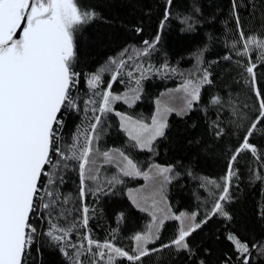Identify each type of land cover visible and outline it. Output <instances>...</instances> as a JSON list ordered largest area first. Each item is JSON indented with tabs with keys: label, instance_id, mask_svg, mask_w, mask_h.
<instances>
[{
	"label": "snow or ice",
	"instance_id": "6c2138e0",
	"mask_svg": "<svg viewBox=\"0 0 264 264\" xmlns=\"http://www.w3.org/2000/svg\"><path fill=\"white\" fill-rule=\"evenodd\" d=\"M230 3L232 35L225 34L226 52L215 66L204 60L203 50H198L193 53L195 64L187 72L166 61L160 67L150 63L145 67L143 61L157 51L172 18L175 0H164L153 40L143 41L140 49H122L89 75L87 86L98 100L89 98L81 107L75 95L82 79L77 70L78 33L100 18L99 14L84 0H0V264H46L44 254L49 248L60 253L62 264H143L145 258L166 248L191 253L189 237L212 216L232 220L225 205L233 198L230 189L234 177L246 164L242 154L249 153L264 170V149L251 142L257 135L264 138V0ZM241 10L252 21V28H247ZM177 19L186 26L182 30L196 31L204 16L194 4L189 15ZM149 72L162 78L179 76L181 82L155 100V112L149 118L117 111V102L133 108L142 99V81ZM105 73L110 79L98 90L105 84ZM125 76L136 87L114 93L113 84L123 83ZM235 76L251 94V102L244 101L242 107L233 95L239 83ZM210 87H216V93L204 97ZM193 111L201 112L206 125V137L192 145L195 150L213 153L222 149L227 154L223 183L202 179L201 187L208 189L213 204L211 213L199 222L198 212L188 215L171 210L165 189L179 175L175 166L141 165L124 148L102 144L111 126L106 118L114 114L132 148L155 154L156 142L166 137L169 117L175 114L183 118ZM80 112L81 123L66 137V116ZM233 126L243 131L229 148L222 141L233 134ZM69 170L76 173L74 194L61 191ZM126 177L145 183L127 188ZM255 179L264 183V175L255 174ZM118 186H124L131 205L150 218L147 228L131 237V251L116 243L119 226L103 241L93 235L90 226L98 211L89 205V198L95 197L96 203L114 194ZM258 214L264 221V206ZM124 219L121 213L120 221ZM167 221H179L178 235L155 247ZM226 239L238 254L235 264H257V256L259 264H264V241L253 239L249 243L233 233ZM224 264L233 261L227 259Z\"/></svg>",
	"mask_w": 264,
	"mask_h": 264
},
{
	"label": "trees",
	"instance_id": "16d2710c",
	"mask_svg": "<svg viewBox=\"0 0 264 264\" xmlns=\"http://www.w3.org/2000/svg\"><path fill=\"white\" fill-rule=\"evenodd\" d=\"M84 2L96 11L100 18L78 33L80 60L77 70L82 73V79L75 90V95L80 98L81 107L89 98L98 100L97 97H92V90L87 86L86 79L89 75L98 70L109 58L117 57L122 49H140L144 47L143 41L153 40L162 20L161 6L164 0H84ZM194 4L201 8L204 19L196 31H184L182 28L186 26L179 23L177 17L189 15ZM241 16L247 28H252V21L244 10H241ZM230 17V0H175L172 18L161 34L157 51L143 61L145 67L149 63L160 67L166 61L170 66L187 72L195 64L193 53L198 50H203L204 60L215 66L216 61L226 52L223 44L225 34L232 35L233 21ZM140 28L143 31H137ZM231 42L229 41V44ZM216 70L219 71V68ZM146 75L147 78L142 81V99L133 108H129L123 102H117L115 104L117 111L149 118L155 112V100L162 93L178 87L181 82L179 76L162 78L160 74L151 72ZM138 76L139 73H136L135 78ZM109 79L110 74L105 73L103 76L105 84L98 90L106 87ZM234 79L239 83L235 85L237 90L233 95L238 98L237 106L242 107L244 101L251 102L249 100L251 94L247 93L248 86L239 76H235ZM123 81L113 84L114 93L123 94L129 88L136 87L126 76L123 77ZM209 93H216V87L207 88L204 97H208ZM212 111L209 106V117ZM243 111L246 112L247 109ZM82 119L83 112L66 116V137H70ZM106 119L111 126L102 141L103 145L124 148L141 165L157 163L162 166H175V172L179 175L165 189L168 203L175 214L183 212L191 215L198 212L196 222H199L211 213L213 199L209 196L208 189L201 187L202 179L209 178L223 183L227 154L222 149H217L213 153L197 152L192 146L206 137V125L200 111H193L183 118L172 114L169 117L170 126L166 137L159 139L155 144V154L132 148L127 137L119 130L118 118L114 114H110ZM233 128V134L222 141V144L229 148L238 142L243 131L242 128L237 129L235 126ZM251 142L258 149H264V138L259 135ZM242 156L246 164L241 166L240 175L234 177L233 187L230 189L233 198L225 205L233 217L232 220L229 221L219 214L212 216L201 229L189 237L191 253L166 248L145 258L143 264H198L199 260H204L205 264H224L227 259H231L235 264L238 254L234 252L232 242L226 239L228 234H236L242 241L249 243L253 239L264 241V221L258 214L260 208L264 206V183L255 179V174L264 175V170H260V165L249 153H243ZM188 171L192 172L191 176L187 174ZM124 179L127 188H137L145 183L139 178ZM61 191L65 194L75 193L74 171L65 172V184ZM125 191L124 186H118L114 194L104 196L96 203H93L95 197H90L89 205L98 211L90 226L94 229L93 235L101 241L108 238L111 229L119 226L120 232L116 243L131 251L134 248V240L131 237L142 233L150 224V218L131 205L124 194ZM216 192L219 194V190ZM121 213L125 217L122 222ZM178 228L179 221H167L159 233L160 238L156 241L155 247L170 243L178 235ZM259 259L257 256V264ZM44 260L46 264H62L60 253L54 248H49L45 252Z\"/></svg>",
	"mask_w": 264,
	"mask_h": 264
},
{
	"label": "water",
	"instance_id": "95a60500",
	"mask_svg": "<svg viewBox=\"0 0 264 264\" xmlns=\"http://www.w3.org/2000/svg\"><path fill=\"white\" fill-rule=\"evenodd\" d=\"M20 35H22V33Z\"/></svg>",
	"mask_w": 264,
	"mask_h": 264
}]
</instances>
